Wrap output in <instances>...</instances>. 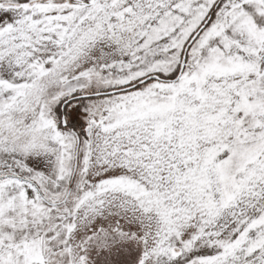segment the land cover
<instances>
[{"label": "snow or ice", "instance_id": "obj_1", "mask_svg": "<svg viewBox=\"0 0 264 264\" xmlns=\"http://www.w3.org/2000/svg\"><path fill=\"white\" fill-rule=\"evenodd\" d=\"M0 264H264V0H0Z\"/></svg>", "mask_w": 264, "mask_h": 264}]
</instances>
